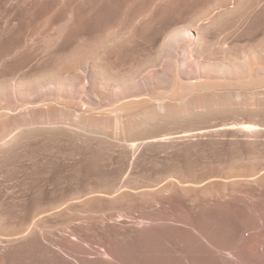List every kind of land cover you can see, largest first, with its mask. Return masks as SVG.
Wrapping results in <instances>:
<instances>
[{
	"label": "bare ground",
	"instance_id": "1",
	"mask_svg": "<svg viewBox=\"0 0 264 264\" xmlns=\"http://www.w3.org/2000/svg\"><path fill=\"white\" fill-rule=\"evenodd\" d=\"M170 1L163 0L152 6L140 24L150 21L157 7ZM262 1L216 0L213 5L219 9L205 22L181 25L167 33L157 58L176 55L179 62L187 59L189 45L200 51V46L208 42L210 28L218 24L230 28L236 23L245 24ZM72 22L70 11L56 33L46 36V45H55L60 39L70 41L72 37L65 32ZM262 26L264 20L252 21L245 29L254 35ZM122 39L107 36L90 52L85 49L91 42L81 40L76 45L69 44L67 50L51 52L55 54L53 67L37 78L0 85V152L17 139L43 130L61 131L73 126L86 132L108 125L130 130L149 121L163 117L176 119L185 114L193 121L200 111L213 112L233 106L231 101L241 95L226 85L221 91L206 90L211 79L235 82L264 76V54L250 50L238 57L224 53L223 61L195 62L190 68L177 63L171 65L169 58L167 69L156 74L155 81L150 75L135 80L139 70L116 74L106 63V51ZM231 48L227 46L224 50ZM171 68L174 70L169 71ZM85 78L92 80L93 97L89 92L87 98L75 101L78 94L75 87ZM130 81L136 86L134 91H129ZM157 83L162 84L159 87L162 90H153ZM149 92L168 94L164 97L169 99L151 95L145 99L142 94ZM184 94L190 95L184 99ZM97 96L101 99L109 96L112 101L106 104ZM182 101L183 105H179ZM141 102H146V106L138 107V111L127 118L110 115L128 104ZM260 105L263 107L264 102ZM94 111L106 113L98 116ZM254 115L224 123L238 126L237 131L249 138L245 142L248 154L240 150L226 159L224 152L226 160L222 156L224 160H217L219 163L211 161V167L202 172L179 171L175 166L162 170L157 165L150 183L133 186L124 182L109 189L97 186L84 193L47 200V205L34 214V219L39 221L43 215L73 203L86 204L94 199L117 201L129 192L148 197L147 206L137 209L124 208L117 213L101 211L94 224H88L86 233L71 228L72 238L55 240L56 247L45 245V257L54 264H264V140L259 139L264 138V122ZM256 116L264 118V115ZM100 165L95 159L89 160L85 166L87 173H93ZM51 183L53 190H58L57 182L52 180ZM126 217L130 219L122 221ZM25 236L24 233L11 237L0 235V247L6 251L13 249ZM9 262L11 260L0 252V264Z\"/></svg>",
	"mask_w": 264,
	"mask_h": 264
},
{
	"label": "rangeland",
	"instance_id": "2",
	"mask_svg": "<svg viewBox=\"0 0 264 264\" xmlns=\"http://www.w3.org/2000/svg\"><path fill=\"white\" fill-rule=\"evenodd\" d=\"M159 1L0 0V85H9L19 79L30 81L50 70L55 57L51 52L54 50H67L69 44L76 45L84 40L92 43L85 49L90 52L101 43L100 39L107 36L123 38L120 45L106 51L108 68L116 74L139 70L135 80L150 75L155 81V75L167 69L166 62L170 60L168 63L171 65L177 63L190 68L195 62H220L226 58L224 53L229 52L233 57L242 52L250 53V50L264 54V26L254 35L245 29L246 24L252 21L264 20L263 0L245 24L236 23L234 28L218 24L210 28L208 42L200 46V51L189 45L187 59L179 62L176 55L158 59L160 45L173 28L205 22L219 9L213 5L216 0H171L167 6L157 7L152 19L141 25L143 15L147 18L150 8ZM70 11L73 22L65 35L72 39H60L55 45L47 46L46 36L56 33ZM227 46L232 48L224 50ZM172 70L174 68L169 69ZM130 82L129 91H134L136 86ZM160 84H155L153 90H162ZM91 85L89 78L79 82L75 87L78 90L75 101L87 98ZM225 85L241 94L231 101L233 106L213 112L200 111L193 121L190 115L185 114L176 119L163 117L149 121L130 130L108 125L84 132L69 126L61 131L31 132L33 134L28 133L31 135L7 146L0 152V235L11 237L24 233L25 236L26 233V238L13 249L6 251L0 247L1 254L11 260L6 264H54L45 257L46 244L55 246L54 242L59 239L72 238L71 228L85 232L101 211L117 213L124 208L143 207L148 197L129 192L117 201L94 199L86 204L73 203L64 205L60 211L43 215L39 221L34 219V214L47 205V200L84 193L97 186L109 189L124 182L133 186L150 183L157 165L162 170L175 166L179 171L202 172L211 167L209 164L220 159L223 161L225 157L230 159L240 150L248 154L249 147L245 148V142L249 138L237 131L238 126L224 123L247 119L253 113L264 115V106L260 105L264 102V76L235 82L211 79L206 90L221 91ZM89 95L92 96L91 92ZM143 95L145 99L150 95L169 99L164 97L168 94L149 92ZM189 95L184 94L183 98ZM97 97L106 104L112 101L109 96L105 99ZM179 105H183V101ZM144 106L146 102L128 104L110 115L127 118L138 111V107L142 109ZM94 113L100 116L106 111ZM256 115L253 117L264 122L263 116L261 119ZM92 159L101 165L88 174L85 166ZM52 180L57 182L56 191L50 184ZM40 190L44 191L43 194ZM129 219L126 217L122 221Z\"/></svg>",
	"mask_w": 264,
	"mask_h": 264
}]
</instances>
